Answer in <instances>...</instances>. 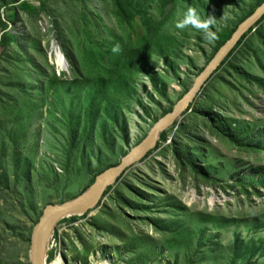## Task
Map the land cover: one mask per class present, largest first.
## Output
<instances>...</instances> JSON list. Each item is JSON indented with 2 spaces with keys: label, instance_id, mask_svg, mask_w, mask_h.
Wrapping results in <instances>:
<instances>
[{
  "label": "rangeland",
  "instance_id": "rangeland-1",
  "mask_svg": "<svg viewBox=\"0 0 264 264\" xmlns=\"http://www.w3.org/2000/svg\"><path fill=\"white\" fill-rule=\"evenodd\" d=\"M10 1L0 0V13L10 21L8 29L18 41L6 48L0 61L3 91L9 90L8 83L27 77L36 78L44 88L57 75L61 82L56 91L69 106L78 91L88 87L80 79L96 76L91 72L95 67L86 64L85 51L95 50L87 43L86 22L93 23L94 35L96 26L101 27L98 38L118 39L114 46L135 44L144 34L140 19L120 28L104 0H50L44 10L39 0H26L38 14L19 11L17 5L2 7ZM205 1L215 17L209 29L213 33L235 26L264 3L180 0L176 9L170 5L166 21L178 36L175 58L168 63L154 52L147 73L122 63L124 72L132 74L127 87L117 92L118 107L101 108L104 140L89 139L87 133L71 151L67 144L72 124L63 117L64 105L45 88L43 112L29 129L22 151L33 166L31 183L15 195L0 180V227H6L0 232V264H31L27 235L44 209L84 193L189 90L212 59L216 39L176 24L189 7L206 20L201 10ZM95 11L100 16H93ZM153 11L160 20L156 5ZM255 28L264 31V19ZM245 40L249 48H238L228 63L212 72L190 108L184 112L189 103L163 130L166 140L161 141L159 134L150 153L109 185L98 207L76 221L72 216L57 223L47 246V264H264V44L253 30ZM55 48L64 55L63 69ZM68 54L82 76H76ZM240 69L262 84L252 83ZM222 127L230 134L220 133ZM89 143L100 147L91 161L84 156ZM250 242L256 252L244 262L239 247Z\"/></svg>",
  "mask_w": 264,
  "mask_h": 264
},
{
  "label": "trees",
  "instance_id": "trees-1",
  "mask_svg": "<svg viewBox=\"0 0 264 264\" xmlns=\"http://www.w3.org/2000/svg\"><path fill=\"white\" fill-rule=\"evenodd\" d=\"M48 1L50 0H39L41 10L45 9ZM201 1L202 0H198V2ZM104 2L109 5L120 28L130 27L136 19H140L144 27V34L135 44L120 45L122 48L120 53L113 52L112 49L114 44L118 42V39L110 41L109 39L103 40L98 38L99 33L97 31H100L101 27L96 26L97 31L96 35H94L93 23L86 22L85 31L87 33V43L90 47H95L92 54H89L88 50L85 51L87 57L86 64L89 67H95V70L91 72L93 74L96 73V76L92 79L91 76L88 75V79H80L83 83L80 84L88 87H83L82 90L78 91V94L75 96L76 98L69 103V106L65 104L66 102L60 100L61 94H58L56 91V88L61 82L57 75L49 80L47 86L44 88L40 81L32 77H27L26 80L22 79L20 81L8 83L6 87H8L9 90L3 91L0 88V180L4 181L7 184V188H11L15 195L22 193L23 189L31 183L33 166L30 159L23 157L22 151L27 141L26 137L29 129L43 112L41 104L44 99L45 88L49 93L53 91L52 96L55 94L59 103L64 105L63 117L67 118L72 124V127L71 125L69 126V144L67 145L73 147L71 150L73 151L76 150L74 145H81V137H85L87 133L89 139L103 138L104 140V136L107 134L105 130L106 119L104 118L105 113L102 112L101 108L107 109L109 106L118 107L117 92L127 87V82L130 81V76L132 74L124 72V69L121 68L122 63L130 64L132 71L136 69L137 65L138 71L147 73L154 52L159 51L158 55L164 56L168 63L172 57L175 58L176 49L178 48V36L170 31L166 17L171 15V11L168 12L169 6L173 5V9H176L177 6H179L180 0H104ZM12 5H17L19 11L21 10L29 14L39 13L36 6L26 0H11L10 2H6L2 7L8 8ZM154 5L158 7L161 16L160 20L159 16L157 18L153 11ZM201 10H204L208 17L211 16V8L207 1L203 2ZM254 11L255 10L244 15L235 26L223 28L215 33L216 45L210 59L221 45L230 38L239 24L250 17ZM92 15L100 16V13L95 11ZM84 17L86 18V16ZM263 19L264 15L255 25L247 29L215 70L220 69L221 66L228 63V58H231L233 53L236 54L237 52L235 51L238 48H249L250 42L246 41L245 37L252 30L253 32L257 31L260 41L264 44L263 28H255ZM9 22L4 21L0 13V61L4 56L6 48L18 41L17 35L13 34L8 29L10 25ZM103 47L106 48L104 49ZM68 57L75 67L76 76H82V74L78 73V64H75L69 54ZM240 73L242 76L247 77L252 83L257 82L262 84L263 82L254 75H246L242 69H240ZM92 83L94 87H91ZM4 96H6V98H4ZM191 105L192 103L184 109V112L190 108ZM196 107H199V105ZM221 132L225 134L228 131H225V128L222 127L220 133ZM228 133L230 134V132ZM262 138H264V135ZM160 139L161 141L166 140L165 131L160 133ZM99 148V146L93 143L85 145L84 156L89 157L91 161L93 156L99 153ZM148 153H150V151H148ZM78 157L80 156L78 155ZM90 161H84L83 164L89 166ZM102 170L100 172H102ZM251 183L254 184L253 182ZM11 185H13V187H11ZM109 189L110 186H108L103 194L108 192ZM88 214L89 213L83 215V217ZM71 219L76 221L79 217L75 216ZM5 228L6 227H0V232ZM31 232L32 231L27 235L28 242L31 239ZM239 249L240 257L244 262L253 258L256 252V250L253 251L254 242L248 244L242 243ZM52 258L53 255L48 258V262H51Z\"/></svg>",
  "mask_w": 264,
  "mask_h": 264
},
{
  "label": "water",
  "instance_id": "water-1",
  "mask_svg": "<svg viewBox=\"0 0 264 264\" xmlns=\"http://www.w3.org/2000/svg\"><path fill=\"white\" fill-rule=\"evenodd\" d=\"M264 15V3L254 13L243 21L232 33L230 38L217 50L212 59L194 79L189 90L179 99L172 110L158 119L149 129L146 137L131 148L120 162L107 168L96 179L94 184L77 198L59 205L47 206L34 227L31 236L29 259L31 264H47L46 254L49 243L48 235L52 236L54 227L62 219L72 216L85 215L99 206L104 191L112 184L126 167L143 157L150 150L161 131L166 129L181 114L183 109L192 101L203 82L219 66L220 62L233 48L238 39ZM64 57V56H63Z\"/></svg>",
  "mask_w": 264,
  "mask_h": 264
},
{
  "label": "clouds",
  "instance_id": "clouds-1",
  "mask_svg": "<svg viewBox=\"0 0 264 264\" xmlns=\"http://www.w3.org/2000/svg\"><path fill=\"white\" fill-rule=\"evenodd\" d=\"M215 24V17L209 16L206 20H202L198 15L197 11L193 7H189L187 12L184 14L182 20L176 24L177 28L183 29L187 26H192L198 30H203L206 33V37L209 39L215 38V33L209 31L210 26ZM113 52H119L120 46L117 44L113 47Z\"/></svg>",
  "mask_w": 264,
  "mask_h": 264
},
{
  "label": "bare ground",
  "instance_id": "bare-ground-1",
  "mask_svg": "<svg viewBox=\"0 0 264 264\" xmlns=\"http://www.w3.org/2000/svg\"><path fill=\"white\" fill-rule=\"evenodd\" d=\"M54 52H56V54H57V56H58V62H59L58 65H59V67L62 68V69L65 68V67L63 66V63H64V59H63L64 57H63V56H64V55L61 54L60 51H59L58 49H56V48H55ZM93 210H94V209H93ZM91 211H92V210H91ZM50 238H51V236L48 235V240H50Z\"/></svg>",
  "mask_w": 264,
  "mask_h": 264
}]
</instances>
